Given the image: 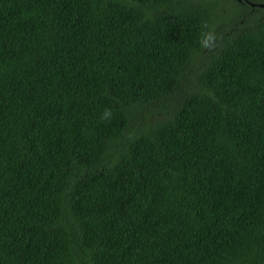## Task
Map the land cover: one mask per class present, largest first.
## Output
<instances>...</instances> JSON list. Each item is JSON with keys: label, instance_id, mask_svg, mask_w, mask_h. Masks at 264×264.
Here are the masks:
<instances>
[{"label": "trees", "instance_id": "obj_1", "mask_svg": "<svg viewBox=\"0 0 264 264\" xmlns=\"http://www.w3.org/2000/svg\"><path fill=\"white\" fill-rule=\"evenodd\" d=\"M220 1L0 0V264H264V21Z\"/></svg>", "mask_w": 264, "mask_h": 264}, {"label": "rangeland", "instance_id": "obj_2", "mask_svg": "<svg viewBox=\"0 0 264 264\" xmlns=\"http://www.w3.org/2000/svg\"><path fill=\"white\" fill-rule=\"evenodd\" d=\"M255 2H257V4H264V0H254ZM220 3L221 4H223L222 3V0L220 1ZM220 4V6L218 7V9H226V10H230V8L229 7H225V6H223V5H221ZM237 10H238V12L239 13H241V11H243V9H241V8H239V7H237ZM256 12H255V14H256V18L258 19V21H264V8H257L256 10H255ZM222 17L225 19L224 21H223V23H221L222 24V26L223 27H227L228 29H232V28H234L235 27V24H234V22H228L227 21V17L228 16H223L222 15ZM240 22V21H239ZM235 29L237 30L238 28H236L235 27ZM212 33L214 34V36H213V40L214 39H216V37H218V34H220L219 32H217V31H212ZM211 41L212 42V45H213V42L214 41ZM145 113V112H144ZM142 113H139L138 115H137V119H138V122L137 123H140V120L142 119ZM148 116H149V119L152 121V122H154V121H156V120H159V119H164L165 118V115L163 114V113H161V111H158V112H149L148 113Z\"/></svg>", "mask_w": 264, "mask_h": 264}, {"label": "clouds", "instance_id": "obj_3", "mask_svg": "<svg viewBox=\"0 0 264 264\" xmlns=\"http://www.w3.org/2000/svg\"><path fill=\"white\" fill-rule=\"evenodd\" d=\"M212 40H213V37H212V36L207 35L206 33H204V32L202 31V33H201V40H200V43L202 44V46H203L204 48H209V47H211L210 41H212ZM111 116H112L111 109H105V110H104V113H103V119L108 120V119L111 118Z\"/></svg>", "mask_w": 264, "mask_h": 264}, {"label": "water", "instance_id": "obj_4", "mask_svg": "<svg viewBox=\"0 0 264 264\" xmlns=\"http://www.w3.org/2000/svg\"><path fill=\"white\" fill-rule=\"evenodd\" d=\"M245 1L249 2V4L252 5V6H258V7H260V8H264V4H256V3H252V2H250L249 0H245Z\"/></svg>", "mask_w": 264, "mask_h": 264}, {"label": "flooded vegetation", "instance_id": "obj_5", "mask_svg": "<svg viewBox=\"0 0 264 264\" xmlns=\"http://www.w3.org/2000/svg\"><path fill=\"white\" fill-rule=\"evenodd\" d=\"M238 1H242V0H238Z\"/></svg>", "mask_w": 264, "mask_h": 264}]
</instances>
